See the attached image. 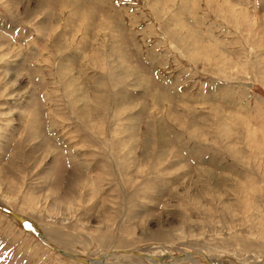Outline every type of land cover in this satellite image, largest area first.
Returning <instances> with one entry per match:
<instances>
[{"label":"rangeland","instance_id":"1","mask_svg":"<svg viewBox=\"0 0 264 264\" xmlns=\"http://www.w3.org/2000/svg\"><path fill=\"white\" fill-rule=\"evenodd\" d=\"M82 1L0 0V264H264V0Z\"/></svg>","mask_w":264,"mask_h":264},{"label":"bare ground","instance_id":"2","mask_svg":"<svg viewBox=\"0 0 264 264\" xmlns=\"http://www.w3.org/2000/svg\"><path fill=\"white\" fill-rule=\"evenodd\" d=\"M70 1H72V0H70ZM80 1H82V0H80ZM83 1H85V0H83ZM83 1H82V3H83ZM90 1V0H89ZM88 1V2H89ZM97 1H99V0H97ZM187 1V0H186ZM226 1V0H225ZM40 2V1H39ZM43 2V1H42ZM90 2H92V1H90ZM89 2V3H90ZM72 3H75V2H71V5L75 8V4L73 5ZM79 3V2H78ZM82 3L80 4V5H82ZM85 3H87V2H84V4ZM83 4V5H84ZM93 4V3H92ZM77 5V4H76ZM94 5V4H93ZM96 5V4H95ZM41 6V5H40ZM98 6V5H97ZM211 6V5H210ZM82 7V6H81ZM186 7V6H185ZM77 8V7H76ZM85 8V7H84ZM88 8H90V7H88ZM211 9V8H210ZM81 10V9H80ZM91 10V9H90ZM76 11H78V10H76ZM87 11V10H86ZM194 11V10H193ZM74 12V11H73ZM80 12V11H79ZM88 12V11H87ZM93 12V11H92ZM76 13V12H75ZM73 14V13H72ZM85 15V14H84ZM182 15V14H181ZM91 16V15H90ZM77 17V16H76ZM82 17V16H81ZM86 17V16H85ZM91 18H92V16H91ZM70 19V18H69ZM82 19H84V18H82ZM81 19V20H82ZM87 19V18H86ZM43 20V19H42ZM48 21V20H47ZM86 27V26H85ZM105 30H106V28H105ZM110 30V29H109ZM116 33V32H115ZM121 33V32H120ZM190 34V33H189ZM86 35V34H85ZM123 35V34H122ZM121 36V35H120ZM120 38V37H119ZM122 38H123V36H122ZM112 40V39H111ZM193 40V39H192ZM120 42V41H119ZM195 42V41H194ZM112 42H110V44H111ZM123 43V42H122ZM109 44V45H110ZM199 44V43H198ZM59 47V46H58ZM108 47V46H107ZM111 47V46H110ZM113 47V46H112ZM114 47H116V44H115V46ZM120 47H122V45H120ZM194 47V46H193ZM117 48H119L118 46L116 47V49ZM195 48H196V45H195ZM194 48V49H195ZM203 48V47H202ZM112 49V48H111ZM119 50V49H118ZM120 51V50H119ZM121 51H122V49H121ZM123 51H125V50H123ZM122 51V52H123ZM133 51V50H132ZM197 51V50H196ZM72 52V51H71ZM199 52V51H198ZM117 53L119 54V52L117 51ZM121 53V52H120ZM116 54V53H115ZM117 54V55H118ZM122 54H124V53H122ZM218 54V53H217ZM212 55V54H211ZM116 56V55H115ZM72 57V56H71ZM118 57V56H117ZM116 57V58H117ZM120 57V56H119ZM124 57V56H123ZM123 57H122V59H123ZM191 57V56H190ZM121 58V57H120ZM68 59V58H67ZM70 59V58H69ZM71 60V59H70ZM124 60V59H123ZM228 61V60H227ZM21 62V61H20ZM67 62V61H66ZM122 62H124V61H122ZM142 62V61H141ZM63 63V62H62ZM65 64V63H64ZM67 65V64H66ZM60 66V65H59ZM223 66V65H222ZM62 67V66H61ZM60 70V69H59ZM68 71V70H67ZM137 72V71H136ZM40 75V74H39ZM139 76V75H138ZM21 77V76H20ZM71 79H73V78H71ZM69 83H70V81H69ZM73 84H74V82H73ZM68 86H71V83H70V85H68ZM74 86V85H73ZM76 87V86H75ZM71 90H72V88H71ZM99 94V93H98ZM155 96V95H154ZM123 107V106H122ZM131 109H132V107H131ZM84 115H85V113H84ZM88 116V115H87ZM85 117V116H84ZM35 127V126H34ZM36 130V129H35ZM34 131V130H33ZM34 233V232H33ZM39 237L40 238H42L40 235H39ZM46 244V243H45ZM47 246L49 245V244H46ZM65 251V250H64ZM141 252V251H140ZM69 253V252H68ZM143 253V252H142ZM146 255H148V256H150L151 258H148V257H142V258H145L147 261H150L151 263H154V264H161L160 262V260H156V259H154V257H153V255H151V254H146ZM104 256V255H103ZM76 257V256H75ZM112 258V257H111ZM183 258H185V259H191L190 258V254H187L186 256H184ZM205 258V257H204ZM105 259H106V257H103L102 259H97V258H95V259H92V261H91V264H104V262H105ZM210 259V258H209ZM77 260H79V261H81L82 259H77ZM88 260V259H87ZM205 260L206 261H208V262H212V260H208V258H205ZM191 261H192V259H191ZM171 262H174V261H171ZM176 262V261H175ZM166 263V262H165ZM215 263V262H214ZM87 264H90V263H87ZM172 264V263H171ZM210 264H212V263H210Z\"/></svg>","mask_w":264,"mask_h":264},{"label":"water","instance_id":"3","mask_svg":"<svg viewBox=\"0 0 264 264\" xmlns=\"http://www.w3.org/2000/svg\"><path fill=\"white\" fill-rule=\"evenodd\" d=\"M0 209H1V210H4L5 212L11 214L12 216H14V217H16V218H19V217H17V215H16L15 213L10 212L9 210H7V209H5V208H3V207H1V206H0ZM35 234H36L37 236H39L38 233H35ZM48 246H49L51 249L55 250L56 252H58V253H60V254L67 255V256H69V257H71V258L78 259V258H76L73 254L68 253V252H66V251H64V250H62V249H60V248H58V247H56V246H53V245H48ZM113 253H132V254H136V255H138V256H140V257H148V258H151L150 256H148V255H146L145 253H142V252H140V251H128V250H125V249L113 250V251L109 252L108 255H111V254H113ZM108 255H107V256H108ZM182 255H183V254H182ZM182 255H181V257H182ZM181 257H179V259H180ZM81 262H83L84 264H87V263H90V260H81Z\"/></svg>","mask_w":264,"mask_h":264}]
</instances>
